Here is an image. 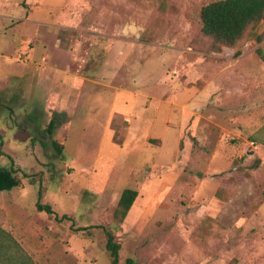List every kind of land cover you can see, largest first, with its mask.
<instances>
[{
	"label": "rangeland",
	"instance_id": "1",
	"mask_svg": "<svg viewBox=\"0 0 264 264\" xmlns=\"http://www.w3.org/2000/svg\"><path fill=\"white\" fill-rule=\"evenodd\" d=\"M215 1L0 0V166L21 179L2 228L35 264H112L106 230L119 264H264V22L261 42L217 50L200 18ZM27 10L97 71L81 101L13 79L11 42L42 26L12 20Z\"/></svg>",
	"mask_w": 264,
	"mask_h": 264
},
{
	"label": "trees",
	"instance_id": "2",
	"mask_svg": "<svg viewBox=\"0 0 264 264\" xmlns=\"http://www.w3.org/2000/svg\"><path fill=\"white\" fill-rule=\"evenodd\" d=\"M200 18L203 33L212 40L217 50H221L222 47L236 48L249 37L261 42L262 37L258 36L255 30L261 22H264V0H218L204 6ZM257 53L264 63L263 50L260 48ZM240 54L241 52L238 50L236 55ZM56 125L55 119L51 120L47 127V132L50 135L55 133ZM261 131L264 132V127ZM52 145L59 154L63 153V145L55 140ZM20 184L21 179L16 169L0 166V194L11 191L19 187ZM137 197L138 192L135 189L126 188L123 190L114 212L116 221L122 223L125 220ZM37 209L50 215L55 214L51 205L43 204L41 201H38ZM63 218L67 219L68 217L64 215ZM5 219L6 213L0 206V264L2 261L4 264H35L33 258L24 252L13 236L2 228ZM83 230L84 228L79 229V231ZM106 235V249L110 253L112 264H119L121 246L115 242V236L111 232L106 230ZM129 264L133 263L129 262Z\"/></svg>",
	"mask_w": 264,
	"mask_h": 264
},
{
	"label": "crops",
	"instance_id": "3",
	"mask_svg": "<svg viewBox=\"0 0 264 264\" xmlns=\"http://www.w3.org/2000/svg\"><path fill=\"white\" fill-rule=\"evenodd\" d=\"M28 12L27 10V14L21 16L13 15L12 20L21 21L26 25L42 26L31 33L20 34L19 38L11 42L17 50L15 60L22 63L13 79L22 82L30 80L38 86L49 85L48 93L51 101L75 103L81 101L84 89L91 80L89 75L95 73L97 75V71L83 73L82 66L87 63V59L82 62L75 61L70 50L53 44L58 29L54 24L56 21H44L43 19H46L44 12L35 16L34 13L30 16ZM49 15L52 17V14ZM57 86H61L60 90H57ZM56 261V264H62L63 259Z\"/></svg>",
	"mask_w": 264,
	"mask_h": 264
}]
</instances>
